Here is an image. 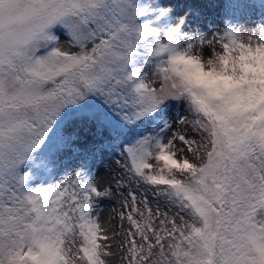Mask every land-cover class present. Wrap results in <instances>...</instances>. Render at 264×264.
Returning a JSON list of instances; mask_svg holds the SVG:
<instances>
[{"label": "snow or ice", "instance_id": "snow-or-ice-1", "mask_svg": "<svg viewBox=\"0 0 264 264\" xmlns=\"http://www.w3.org/2000/svg\"><path fill=\"white\" fill-rule=\"evenodd\" d=\"M190 15L0 0V264H111L121 233L97 211L111 189L83 165L52 178L77 123L119 141L129 177L168 209L128 193L120 264H264V13L211 35L187 31ZM176 103L199 139L168 135Z\"/></svg>", "mask_w": 264, "mask_h": 264}, {"label": "rangeland", "instance_id": "rangeland-1", "mask_svg": "<svg viewBox=\"0 0 264 264\" xmlns=\"http://www.w3.org/2000/svg\"><path fill=\"white\" fill-rule=\"evenodd\" d=\"M164 5H171L177 15H182L191 6L196 9L197 15L189 16L187 31L199 30L208 35L222 30L229 22L244 25L252 28L261 22L262 13L258 0H159ZM207 54V48H205ZM191 116L181 103H176L170 107L167 118L172 124V129L168 133L180 132L189 138L199 139L197 134L192 132L190 124L181 125L179 120ZM72 139L76 141L69 148L64 149L57 157L56 165L52 173V178H60L65 172L74 170L81 165L87 168L96 177L97 183L101 187H109L112 195L97 201V211L100 219L110 231L120 232L121 235L113 242V252L115 255L110 258L111 264H120V252L116 245L123 237V229L120 227L118 213L122 210L123 200L128 197L130 191L137 193L138 201L143 195L148 196L149 204L155 210L158 206L161 211H167L162 198L152 195L151 191H145V186H138L135 180L131 179L124 169V157L121 148L117 146L119 141L114 142L107 135L91 130L85 125L75 124L71 126ZM155 129L154 124H144L140 131L144 134ZM179 146V145H178ZM121 183H117V181ZM174 211V209H173ZM106 213L108 222H103L102 215ZM128 227L124 221V228Z\"/></svg>", "mask_w": 264, "mask_h": 264}, {"label": "bare ground", "instance_id": "bare-ground-1", "mask_svg": "<svg viewBox=\"0 0 264 264\" xmlns=\"http://www.w3.org/2000/svg\"><path fill=\"white\" fill-rule=\"evenodd\" d=\"M259 3H264V0H258ZM102 218H103V222L105 221L106 223L108 222V218L106 217V213L104 212L103 215H102Z\"/></svg>", "mask_w": 264, "mask_h": 264}, {"label": "trees", "instance_id": "trees-1", "mask_svg": "<svg viewBox=\"0 0 264 264\" xmlns=\"http://www.w3.org/2000/svg\"><path fill=\"white\" fill-rule=\"evenodd\" d=\"M54 135V134H53Z\"/></svg>", "mask_w": 264, "mask_h": 264}]
</instances>
